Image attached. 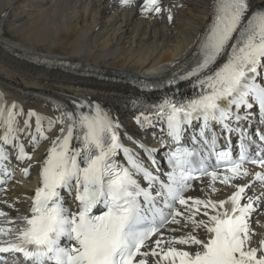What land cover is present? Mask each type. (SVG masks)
Returning a JSON list of instances; mask_svg holds the SVG:
<instances>
[{"label": "snow or ice", "instance_id": "6c2138e0", "mask_svg": "<svg viewBox=\"0 0 264 264\" xmlns=\"http://www.w3.org/2000/svg\"><path fill=\"white\" fill-rule=\"evenodd\" d=\"M121 3L128 6L133 0H121ZM249 9V0H216V19L202 45L196 67L188 73L189 77L199 79L204 91L187 103L166 102L160 111L166 118L167 134L174 143H180L188 126L194 122L202 127L193 139L202 140L213 150L219 139L213 125L226 134L239 130L241 137L247 140L244 129L230 125L248 117L234 114L233 109L257 107L264 111V86L254 82L261 74L258 70L264 69V12L251 14ZM143 11L144 14H160V0H143ZM225 53L227 61L219 70L208 74ZM200 73H205L203 79L199 78ZM17 115L0 109L6 124L0 138L6 145L12 143L14 133L18 135L32 127L27 119L23 121L24 126L19 127ZM27 116L35 117V132L39 138L46 139L41 118L35 112ZM68 120H73L72 114L68 115ZM81 127L86 130L82 138L76 137L82 139L80 149H69L74 139L72 124L63 140L53 142L42 166L41 186L34 193L31 217L24 218L28 227L19 230V243L3 241L7 246H0V254L22 253L30 264H134V261L148 264L145 259L148 256L159 257L155 264H264V240L259 241L258 247L251 246L254 233L248 221L255 208L252 197L246 195L251 185L237 187L228 200L218 203L184 196L189 190V181L199 180L204 175L213 183L219 181L236 187L232 181L250 175L243 169L245 153L234 161L230 152L217 151L220 162L228 165L224 173L219 174L216 170L196 167L193 158L198 153L195 150H174L169 154L172 171L164 182L137 163L126 149L131 170L116 163L114 157L120 148L116 132L119 125L108 115L84 116ZM260 139L264 141V134ZM18 147L17 159L30 160L23 146ZM148 154L151 155L150 150ZM6 159L0 148V161ZM252 163L264 169V157ZM194 172H199L200 176H194ZM138 175L147 182V187H141L134 178ZM254 179L264 187V173H255ZM73 188L78 204L77 211L70 212L63 206L60 189L71 192ZM212 191L216 189L213 187ZM160 200H163V208H157ZM242 200L246 202L241 204ZM3 215L0 212V216ZM201 215L207 219L198 220ZM166 224L178 226L170 229L173 232L182 228H189V232L168 240L160 236L150 251L142 252ZM200 230L206 232V239L197 237ZM6 234L5 229H0V235ZM172 245L196 246V250H178Z\"/></svg>", "mask_w": 264, "mask_h": 264}, {"label": "bare ground", "instance_id": "6f19581e", "mask_svg": "<svg viewBox=\"0 0 264 264\" xmlns=\"http://www.w3.org/2000/svg\"><path fill=\"white\" fill-rule=\"evenodd\" d=\"M214 3L215 0H160V14H144L143 0H133L128 6L121 0H0V109L18 113L19 127L24 126L25 119L32 125L25 132L14 133L10 144L0 138V148L9 153L5 167L13 177L0 186V211L4 213L0 225L7 233L18 225L8 221L18 215H31L34 193L41 186L42 166L53 142L63 140L70 124L74 139L69 149L81 148L76 137L82 117L108 115L119 125L116 132L121 142L143 162L165 154V121L134 107L135 102L152 103L156 95L146 92V87L159 86L197 62L204 44L202 37L211 26ZM249 3L251 14L264 9V0ZM227 58V53L221 56L208 74L219 70ZM258 71V78L264 81V69ZM204 77L205 73H200L199 78ZM180 86L192 98L204 91L196 76ZM29 112L41 118L46 139L35 132V117H28ZM69 114L73 115L72 121L68 120ZM4 119L0 116V137L6 128ZM252 122L256 123L255 119ZM200 127L196 123L191 130ZM20 145L30 160L17 159ZM247 170L248 177L231 182L236 187L213 183L205 177L194 180L184 196L226 201L240 184L261 172L250 167ZM246 195L252 197L255 208L248 221L254 233L251 246L258 247L259 241L264 240V187L256 181ZM74 196L75 188L71 192L61 190L64 207L70 212L77 211ZM160 202L163 204V200ZM197 219L207 218L201 215ZM175 227L178 226L168 225L159 231L142 252L150 251L160 236L168 240L189 232V228L170 230ZM197 237L206 239L207 234L200 230ZM172 246L196 250V246ZM145 259L148 264H155L159 257Z\"/></svg>", "mask_w": 264, "mask_h": 264}, {"label": "rangeland", "instance_id": "374dc122", "mask_svg": "<svg viewBox=\"0 0 264 264\" xmlns=\"http://www.w3.org/2000/svg\"><path fill=\"white\" fill-rule=\"evenodd\" d=\"M223 63V62H222ZM171 226H173V225H171Z\"/></svg>", "mask_w": 264, "mask_h": 264}]
</instances>
